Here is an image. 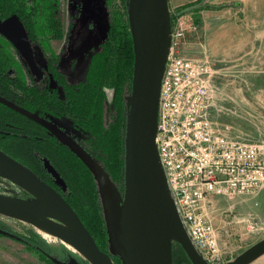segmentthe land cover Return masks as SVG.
<instances>
[{
	"label": "water",
	"instance_id": "1",
	"mask_svg": "<svg viewBox=\"0 0 264 264\" xmlns=\"http://www.w3.org/2000/svg\"><path fill=\"white\" fill-rule=\"evenodd\" d=\"M129 16L134 41V71L129 97L126 131V190L121 197L108 173L72 136L36 112L0 95V102L43 126L67 145L99 182L111 252L100 248L95 237L67 199L34 170L0 149V177L24 187L31 195L13 199L0 196V214L35 224L27 211L45 204L54 216L75 233L93 264H174L173 240L187 253L192 264H209L193 244L181 221L159 157L156 142L160 89L171 41L169 0H130ZM0 34L24 57L36 75L42 70L23 21L12 15L0 17ZM46 167L56 182L64 180L49 161ZM264 255V239L225 264H250ZM56 264H81L77 260Z\"/></svg>",
	"mask_w": 264,
	"mask_h": 264
},
{
	"label": "rangeland",
	"instance_id": "2",
	"mask_svg": "<svg viewBox=\"0 0 264 264\" xmlns=\"http://www.w3.org/2000/svg\"><path fill=\"white\" fill-rule=\"evenodd\" d=\"M44 1V5L48 8L47 16L58 19V30H51L48 35L41 34L39 26L31 28L34 32L28 30V35H34V39H30V41L37 62L43 71L42 76L33 73L14 45L15 49L7 45L9 53L11 52L8 54L11 60L9 62L7 60L6 64L9 66L5 67L4 73L9 77L18 79L19 88H14L17 93H21L23 89L28 87L42 88L46 86L47 89L61 96L63 89L60 79H65L69 83H78L85 79L92 55L101 51L103 41L110 35V21L114 20L116 15L119 14L126 19L131 30L130 0ZM259 1L255 0V4L264 5V0H261L260 3ZM196 3L186 4L177 9H172L170 5L169 7L171 13L172 11H189L194 15L195 18H193L197 22L199 20V17L196 16L198 10L208 8L210 5H203L200 0H197ZM257 16L264 19V7L255 9V17ZM197 23L199 31L194 35H202L200 23ZM56 28L57 26L53 29ZM260 42L262 43L259 52L254 51V55L250 53L243 57L244 67L240 71L236 72L235 69L228 73L221 71L211 89V116L221 125L231 126L232 134L247 142L264 140V43L263 41ZM218 63V61L213 62L215 67L219 69ZM126 99L129 105V97L126 96ZM108 101L112 104V91H109ZM46 112L45 117L38 112L37 114L58 124L63 130L75 135L82 142L83 139H87L88 131L60 110L49 109ZM110 115L111 112L108 111L106 116L110 117ZM56 141L61 142L58 138ZM46 161L51 163L48 158L43 157V169L40 172L44 177L47 176L45 173L49 172L45 165ZM102 163L104 164V162ZM102 163L99 164L108 173L122 198L123 204L126 190L125 173L123 176L120 174L116 176L111 169L108 168L107 170L105 164ZM92 175L93 181L91 174H87L85 182L92 192L95 184L99 193L107 233V237H103L104 248L110 253V240L99 182L93 173ZM63 180L64 183L60 184L61 190L66 195H74L76 191L72 187L73 185H70L65 178ZM0 196L22 199L31 195L24 187L0 177ZM253 197L249 195L212 196L206 204V211L219 230L223 264L233 260L249 247L264 239V219H261L263 217H257L255 211H252L248 204L246 205V202ZM75 200L76 205L77 201L82 203L79 197ZM83 206L88 207L86 204ZM85 212L87 222L91 226L96 225L97 223L91 221L92 216H90H95L94 207L89 206ZM53 237H44L33 224L0 214V264H56L52 258L65 263H70L75 259L81 264H85L82 256L66 246L61 241V237ZM174 246L177 263L186 264L187 262L183 261L184 254L176 240H173ZM257 261H260L259 264H264V256Z\"/></svg>",
	"mask_w": 264,
	"mask_h": 264
},
{
	"label": "trees",
	"instance_id": "3",
	"mask_svg": "<svg viewBox=\"0 0 264 264\" xmlns=\"http://www.w3.org/2000/svg\"><path fill=\"white\" fill-rule=\"evenodd\" d=\"M44 3V0H0V17L17 15L23 21L27 32H31L32 27L39 26L41 34L48 35L49 31L58 30V19L47 16L48 8ZM55 26L57 28L53 29ZM109 26L110 35L103 41L101 51L92 55L85 79L78 83L60 79L63 96L52 92L46 86L28 87L17 93L14 88H19L18 79L4 73L5 67L9 66L6 64L7 60H11L7 45L13 48L14 46L0 34V95L44 117L49 109L60 110L88 131L89 135L83 142L75 139L90 155L99 163L104 162L105 165L102 164L105 168L111 169L114 175L123 176L129 111L126 96H129L132 89L134 41L129 24L121 15H116ZM29 38L34 39V35H29ZM109 91H112V104L108 101ZM108 111L111 112L110 117L106 116ZM0 149L41 177H44L41 174L43 157L48 158L61 176L75 188L74 195L65 194V197L95 237L100 248L107 252L103 240L107 233L99 193L95 184L92 192L85 182L87 174H91L92 181L93 175L67 145L57 142L56 137L50 135L40 124L0 102ZM78 197L82 203L77 201L76 205L75 198ZM84 204L94 207L95 216H90L96 225L91 226L87 222V215L84 213L88 207H84ZM180 248L184 254L183 261L192 264L181 245ZM112 257L116 264H123L119 256ZM173 259L174 264H178L175 246ZM83 262L90 264L86 260Z\"/></svg>",
	"mask_w": 264,
	"mask_h": 264
},
{
	"label": "built area",
	"instance_id": "4",
	"mask_svg": "<svg viewBox=\"0 0 264 264\" xmlns=\"http://www.w3.org/2000/svg\"><path fill=\"white\" fill-rule=\"evenodd\" d=\"M171 15L159 98V157L169 194L193 244L209 264H223L219 230L206 204L212 196H255L264 190V140L244 141L211 116V89L220 69L209 58L188 53L189 36L199 31L192 13ZM193 36L202 42V35Z\"/></svg>",
	"mask_w": 264,
	"mask_h": 264
},
{
	"label": "crops",
	"instance_id": "5",
	"mask_svg": "<svg viewBox=\"0 0 264 264\" xmlns=\"http://www.w3.org/2000/svg\"><path fill=\"white\" fill-rule=\"evenodd\" d=\"M196 1L169 0V5L172 9H177ZM200 3L210 5L198 10L196 15L199 17L197 22L200 23L202 42L198 43L194 34H190L188 53L194 56L200 54L213 62L218 61L220 72L228 73L233 69L240 71L244 67L243 57L259 52L260 41L264 43V19L255 17V9L264 5H256L255 0H200ZM247 204L257 217L264 218V190L249 199ZM263 256L250 264H259L260 261L257 260Z\"/></svg>",
	"mask_w": 264,
	"mask_h": 264
},
{
	"label": "bare ground",
	"instance_id": "6",
	"mask_svg": "<svg viewBox=\"0 0 264 264\" xmlns=\"http://www.w3.org/2000/svg\"><path fill=\"white\" fill-rule=\"evenodd\" d=\"M27 214L36 219L37 222L34 224V226L44 237H61V241L66 246L80 254L84 260L88 261L90 264H93L75 233L66 223L59 221L47 205L40 204L36 207H33L27 211ZM170 238L171 240H174L175 237L173 233L170 234Z\"/></svg>",
	"mask_w": 264,
	"mask_h": 264
},
{
	"label": "flooded vegetation",
	"instance_id": "7",
	"mask_svg": "<svg viewBox=\"0 0 264 264\" xmlns=\"http://www.w3.org/2000/svg\"><path fill=\"white\" fill-rule=\"evenodd\" d=\"M2 19H5V18H2ZM2 35V34H1ZM42 74H43V71H42ZM42 74L40 76H42ZM36 75V74H35ZM39 76V75H37ZM56 124V123H54ZM58 127H60L62 130L63 128L61 126H59L58 124H56ZM47 130V129H46ZM48 131V130H47ZM65 131V130H64ZM66 133H68L70 136H72L74 139L76 138L78 141L80 140L78 137H75V135L65 131ZM48 133L52 136H55L53 135L52 133H50L48 131ZM56 137V136H55ZM57 138V137H56ZM60 140V139H59ZM61 141V140H60ZM62 142V141H61ZM63 143V142H62ZM2 150V149H1ZM49 171V170H48ZM59 172V171H58ZM45 173V172H44ZM60 173V172H59ZM47 176L46 177H42L46 182H48L49 184H51L56 190H58L64 197H65V194L64 192L61 190V187H60V184L56 182L55 178L53 177V175L49 172L45 173ZM39 175V174H38ZM40 176V175H39ZM27 198L28 197H31V196H26ZM66 198V197H65ZM68 201V200H67Z\"/></svg>",
	"mask_w": 264,
	"mask_h": 264
}]
</instances>
